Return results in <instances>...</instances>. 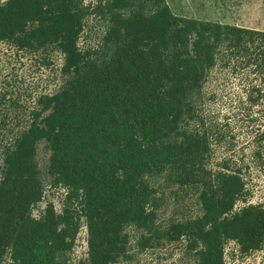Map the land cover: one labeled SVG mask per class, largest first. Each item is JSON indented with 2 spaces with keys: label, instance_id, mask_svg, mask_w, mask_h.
Masks as SVG:
<instances>
[{
  "label": "trees",
  "instance_id": "16d2710c",
  "mask_svg": "<svg viewBox=\"0 0 264 264\" xmlns=\"http://www.w3.org/2000/svg\"><path fill=\"white\" fill-rule=\"evenodd\" d=\"M103 1L96 11L109 15L110 27L100 62L77 46L89 14L79 0L0 5V41L20 50L55 48L67 77L58 92L39 97V111L4 154L0 264H73L83 220L88 252L79 264H115L126 253L128 226L146 233L141 247H148L160 230L147 179L165 171L196 187L201 206L199 217L172 224L166 240H185L198 264H225L227 240L244 252L259 250L264 206L234 211L248 193L245 178L207 168L208 140L191 126L202 121L203 87L219 62L258 74L262 86L249 84L245 103L264 102V32L178 17L163 0ZM256 131L251 159L264 175V130ZM42 141L65 198L60 214L48 205L33 218L43 197L34 164Z\"/></svg>",
  "mask_w": 264,
  "mask_h": 264
},
{
  "label": "rangeland",
  "instance_id": "374dc122",
  "mask_svg": "<svg viewBox=\"0 0 264 264\" xmlns=\"http://www.w3.org/2000/svg\"><path fill=\"white\" fill-rule=\"evenodd\" d=\"M7 0H0V5ZM89 14L82 20L78 48L89 53L90 59L100 62L106 56L103 38L110 27L109 15L100 14L96 7L103 0H79ZM171 12L184 18L254 29L264 32V0H163ZM146 12L153 6L145 5ZM63 56L55 48L46 46L37 50H20L0 41V180L4 154L28 128L34 112L39 111L38 99L53 95L65 84L67 77L61 68ZM260 76L243 71L240 63L219 62L211 71L202 91L200 122L191 128L206 136L210 151L207 168L213 173L226 172L245 178L248 193L237 201L234 211L248 204L264 206V175L252 163V149L256 145V130H264V102L257 107L245 103L250 85H261ZM262 86V85H261ZM46 114V113H44ZM51 151L47 143L36 146L34 164L42 186V201L31 209L33 218H39L48 205L60 214L65 190L55 186L49 173ZM250 165V170L246 169ZM154 190L155 224L160 232L154 242L142 248L146 233L135 226L125 228L126 253L115 264H198L195 251L185 240L168 241L165 231L177 223H185L201 215L199 191L196 187L179 185L170 171L149 177ZM87 227L83 220L70 254L73 264L87 257ZM157 240V241H156ZM225 264H264V245L259 250L244 252L237 241L227 240L223 246Z\"/></svg>",
  "mask_w": 264,
  "mask_h": 264
}]
</instances>
